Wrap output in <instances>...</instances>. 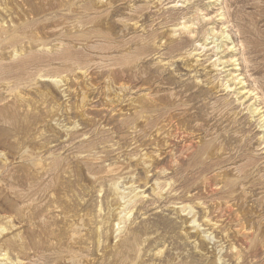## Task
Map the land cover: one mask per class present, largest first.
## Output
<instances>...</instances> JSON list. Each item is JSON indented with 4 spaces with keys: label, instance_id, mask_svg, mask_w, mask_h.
<instances>
[{
    "label": "rangeland",
    "instance_id": "obj_1",
    "mask_svg": "<svg viewBox=\"0 0 264 264\" xmlns=\"http://www.w3.org/2000/svg\"><path fill=\"white\" fill-rule=\"evenodd\" d=\"M4 263L264 264V0H0Z\"/></svg>",
    "mask_w": 264,
    "mask_h": 264
},
{
    "label": "bare ground",
    "instance_id": "obj_2",
    "mask_svg": "<svg viewBox=\"0 0 264 264\" xmlns=\"http://www.w3.org/2000/svg\"><path fill=\"white\" fill-rule=\"evenodd\" d=\"M184 24H185V23H184ZM182 26H183V25H182ZM192 27H193V26H192ZM188 28H189V27H188ZM190 29H191V28H190ZM173 31H174V30H173ZM194 33H195V32H194ZM223 54H224V53H223ZM226 64H227V63H226ZM221 65H222V64H221ZM214 67H215V66H214ZM217 68H218V67H217ZM225 68H226V67H225ZM222 69H223V68H222ZM57 82H59V81H57ZM59 83H60V82H59ZM163 123H164V122H163ZM166 126H167V125H166ZM159 132H160V131H159ZM167 133H168V132H167ZM184 134H185V133H184ZM177 135H178V134H177ZM185 135H186V134H185ZM164 136H165V135H164ZM181 136H182V135H181ZM181 138H182V137H181ZM183 139H184V138H183ZM164 142H165V141H164ZM168 142H169V141H168ZM176 142H177V141H176ZM182 142H183V141H182ZM191 145H192V144H191ZM174 149H175V147H174ZM168 181H169V180H168ZM166 184H167V183H166ZM206 184H207V183H206ZM124 186H125V185H124ZM167 186H169V184H168ZM207 186H208V185H207ZM115 187H116V186H115ZM115 187L113 186V188H115ZM128 188H129V187H128ZM128 188H127V189H128ZM199 188H200V187H199ZM161 189H162V188H161ZM113 190H114V189H113ZM117 190H118V188H117ZM120 190H121V189H120ZM126 191H128V190H126ZM133 191H134V190H133ZM161 191H162V190H161ZM163 191H164V190H163ZM163 191H162V192H163ZM114 192H115V191H114ZM119 192H120V191H119ZM117 193H118V192H117ZM117 193H116V194H117ZM120 195H121V194H120ZM120 195H118V196H120ZM123 195H125V194H123ZM123 195H121V196H123ZM125 196H126V195H125ZM138 196H139V195H138ZM123 197H124V196H123ZM123 197H121V198L123 199ZM127 198H128V196H127ZM129 198H130V197H129ZM124 199H125V197H124ZM131 201H132V200H131ZM127 202H128V200H127ZM124 204H125V203H124ZM186 205H187V204H186ZM186 205H185V206H186ZM217 205H218V204H217ZM182 206H183V205H182ZM124 207H125V206H124ZM126 207H127V206H126ZM185 208H186V207H185ZM221 208H223V207H221ZM228 208H229V207H228ZM120 209H121V208H120ZM177 209H178V208H177ZM193 209H195V207H194ZM178 210H179V209H178ZM190 210H191V212H193L192 209H190ZM205 210H206V209H205ZM182 211H183V210H182ZM206 211H207V210H206ZM207 212H208V211H207ZM207 212H206V213H207ZM127 213H128V212H127ZM189 213H190V212H189ZM190 215H191V214H190ZM205 215H206V214H205ZM183 217H184V216H183ZM204 217H205V216H204ZM204 217H203V218H204ZM124 219H125V218H124ZM190 219H191V218H190ZM190 219H189V220H190ZM192 219H193V218H192ZM127 220H128V219H127ZM194 220H195V218H194ZM204 220H205V219H204ZM212 220H213V219H212ZM123 222H124V221H123ZM195 222H196V221H195ZM207 222H208V221H207ZM211 222H212V221H211ZM205 223H206V222H205ZM203 224H204V223H203ZM215 224H216V223H215ZM215 224H214V225H215ZM217 224H219V223H217ZM116 225H117V224H116ZM196 225H197V224H196ZM208 226H209V225H208ZM191 227H192V226H191ZM191 227H190V228H191ZM198 227H199V225H198ZM213 227H214V226H213ZM196 228H197V226H196ZM199 228H200V227H199ZM215 228H216V227H215ZM217 228H218V227H217ZM217 228H216V229H217ZM192 229H193V228H192ZM200 229H201V228H200ZM205 229H206V228H205ZM218 230H219V229H218ZM244 231H245V230H244ZM200 232H201V231H200ZM202 233H204V232H202ZM202 233H201V234H202ZM208 234H209V233H208ZM210 237H213V236H210ZM199 238H200V237H199ZM206 238H208V237H206ZM217 238H218V237H217ZM225 238H226V237H225ZM204 239H205V237H204ZM212 239H213V238H212ZM212 239H211V240H212ZM206 240L208 241V239H206ZM213 240H215V239H213ZM219 240H220V239H219ZM225 240H226V239H225ZM222 241H223V240H222ZM222 241H221V242H222ZM195 242H196V241H195ZM195 242H194V244H195ZM230 242H231V241H230ZM226 246H227V245H226ZM228 246H229V245H228ZM231 246H232V245H231ZM221 247H222V246H221ZM232 247H234V246H232ZM194 248H195V247H194ZM234 248H235V247H234ZM223 249H224V247H223ZM231 250H232V248H231ZM223 251H224V250H223ZM226 251H227V250H226ZM3 255H4V254H3ZM237 256H239V255H237ZM1 257H2V256H1ZM4 257H5V256H4ZM221 257H222V256H221ZM3 259H5V258H3ZM225 259H226V258H225ZM6 260H8V258H7ZM240 260H242V259H240ZM8 261H9V260H8ZM217 261H218V260H217ZM222 261H223V260H222ZM238 261H239V260H238ZM18 262H19V261H18ZM219 262H221V260H220ZM1 263H2V262H1ZM12 263H13V262H12ZM224 263H225V262H224ZM4 264H5V263H4Z\"/></svg>",
    "mask_w": 264,
    "mask_h": 264
}]
</instances>
